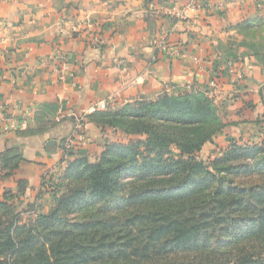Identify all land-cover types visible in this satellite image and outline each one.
<instances>
[{"label":"crops","instance_id":"1","mask_svg":"<svg viewBox=\"0 0 264 264\" xmlns=\"http://www.w3.org/2000/svg\"><path fill=\"white\" fill-rule=\"evenodd\" d=\"M181 91L235 108L212 141L256 124L242 118L264 104V0H0V164L17 160L8 176L0 165V191L44 211L43 178L70 158L59 144L76 122L74 156L107 138L93 103Z\"/></svg>","mask_w":264,"mask_h":264},{"label":"trees","instance_id":"2","mask_svg":"<svg viewBox=\"0 0 264 264\" xmlns=\"http://www.w3.org/2000/svg\"><path fill=\"white\" fill-rule=\"evenodd\" d=\"M90 113L137 137L104 142L93 162L64 152L42 181L51 204L34 217L11 203L19 193L0 191V264H264V113L261 142L229 138L206 159L204 144L232 123L204 92ZM16 164L3 157L4 176Z\"/></svg>","mask_w":264,"mask_h":264},{"label":"rangeland","instance_id":"3","mask_svg":"<svg viewBox=\"0 0 264 264\" xmlns=\"http://www.w3.org/2000/svg\"><path fill=\"white\" fill-rule=\"evenodd\" d=\"M219 106H221V107H219L220 110L226 114L225 119H224L225 122H231L232 123L233 120H237V117L235 116L236 114L234 112L235 108H229L228 106H225L224 104H220ZM110 107H111V104L109 102L108 108H110ZM261 113H264V104L263 103L256 105L253 110H249L246 113H244L245 117H243L242 119H253V118L257 117L260 120H263V116H261ZM261 125H264V122H262ZM258 126H260V125L259 124L253 125L249 121L244 122L241 125H235L234 129H232L233 131L231 132V135L234 136L235 139H238L239 142H250L251 140H254V141L259 140L260 141L261 137L259 136L258 133H256ZM227 130L229 131V128H227ZM104 133L107 135V138H105L103 140V143L101 144V147L99 149L96 148V145L89 147L90 153H91V156L90 155L88 156L89 161L93 162V161H96L98 159L101 151L103 150L102 145H104V142H106V141L126 142L131 137L132 138L137 137V136H129L128 137L125 134H123L120 130L112 131V129L111 130L108 129L107 131H104ZM226 135L229 136L230 134L228 133ZM212 140H213V138H212ZM227 140L228 139H226V138L224 139V137L219 136V138L215 139L214 141H211V142H213L212 145H211V143H207L205 148L203 149V155L200 154V156L203 159L213 158L214 156H220L223 153L224 147L226 148V145H228L227 143H229V141H227ZM200 153H201V151H200ZM11 203H13L17 208H19V209L23 208V210H25L22 212L23 219H26L29 215L31 217H34L37 214L35 212L36 208H37L36 203L33 204V206H34L33 208H29L28 205L25 207H22L21 206L22 203L19 202L18 195H15L13 197V202H11ZM47 203H48V206L45 210H47L49 205L51 204L50 196L47 197ZM260 258L264 259V255H262Z\"/></svg>","mask_w":264,"mask_h":264},{"label":"built area","instance_id":"4","mask_svg":"<svg viewBox=\"0 0 264 264\" xmlns=\"http://www.w3.org/2000/svg\"><path fill=\"white\" fill-rule=\"evenodd\" d=\"M240 79L243 78V73H240L239 76H238ZM62 78V76L60 77ZM211 83H214L211 81ZM108 103L109 101L108 100H100L98 102H95L93 103L91 106H90V109L89 111L92 112V111H95V110H103V109H106L108 107ZM29 114V112H27V115ZM84 129V126H83V123L81 120H78L76 122V126H75V130L77 131V134H75L74 136H70V137H67L65 138L63 141L60 142L59 146H60V149L61 151L64 153V152H67L70 148L73 147L74 145V142L75 140H78L80 135H82L80 133V131H82ZM56 175L59 174L58 171L54 172ZM48 179V178H47Z\"/></svg>","mask_w":264,"mask_h":264}]
</instances>
